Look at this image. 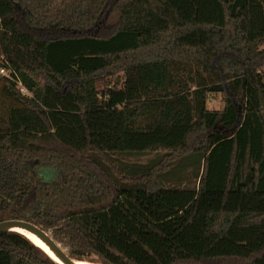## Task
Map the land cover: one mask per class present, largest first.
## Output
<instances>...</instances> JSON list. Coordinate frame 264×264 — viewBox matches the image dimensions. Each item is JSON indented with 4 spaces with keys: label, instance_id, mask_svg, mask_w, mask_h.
<instances>
[{
    "label": "trees",
    "instance_id": "obj_1",
    "mask_svg": "<svg viewBox=\"0 0 264 264\" xmlns=\"http://www.w3.org/2000/svg\"><path fill=\"white\" fill-rule=\"evenodd\" d=\"M10 219L89 262L264 264V0H0ZM0 264L59 263L8 232Z\"/></svg>",
    "mask_w": 264,
    "mask_h": 264
},
{
    "label": "rangeland",
    "instance_id": "obj_2",
    "mask_svg": "<svg viewBox=\"0 0 264 264\" xmlns=\"http://www.w3.org/2000/svg\"><path fill=\"white\" fill-rule=\"evenodd\" d=\"M123 73L120 74V76ZM208 107L211 109H223L224 101L223 97L220 94L210 95ZM158 153H147V154H140V155H123L121 156L122 162H127L129 164L134 165H146L152 164L158 160ZM115 156L113 159L114 163H117L119 159ZM170 180L164 179L160 184L165 189L172 190V189H179L182 191H189L192 190L198 191L200 185V178L196 176L195 171L193 168H186V169H178L175 175H172ZM131 182V181H128ZM68 251V249H66ZM69 252V251H68Z\"/></svg>",
    "mask_w": 264,
    "mask_h": 264
},
{
    "label": "water",
    "instance_id": "obj_3",
    "mask_svg": "<svg viewBox=\"0 0 264 264\" xmlns=\"http://www.w3.org/2000/svg\"><path fill=\"white\" fill-rule=\"evenodd\" d=\"M15 228H24L28 232L36 236L52 252V254L55 256L56 259L52 255H50V253L46 249H44L41 245L33 241L26 234L16 231ZM8 232H19L25 235L31 241H33L35 244H37L43 250H45L59 264H77L79 260L72 257L71 253L68 252L66 248L62 246V244L58 243L54 239L50 231L45 230L44 228L33 222L27 220H20V219H10V220L0 221V236Z\"/></svg>",
    "mask_w": 264,
    "mask_h": 264
},
{
    "label": "bare ground",
    "instance_id": "obj_4",
    "mask_svg": "<svg viewBox=\"0 0 264 264\" xmlns=\"http://www.w3.org/2000/svg\"><path fill=\"white\" fill-rule=\"evenodd\" d=\"M16 231L22 232L24 234H26L28 237H30L33 241L37 242L39 245H41L44 249H46L50 255H52L54 258L55 256L52 254V252L33 234H31L30 232H28L26 229L24 228H15ZM56 259V258H55ZM77 264H101V263H95V262H89V261H85V260H78Z\"/></svg>",
    "mask_w": 264,
    "mask_h": 264
},
{
    "label": "built area",
    "instance_id": "obj_5",
    "mask_svg": "<svg viewBox=\"0 0 264 264\" xmlns=\"http://www.w3.org/2000/svg\"><path fill=\"white\" fill-rule=\"evenodd\" d=\"M1 73H5V71L2 69V70H1ZM24 91L26 92V90H24Z\"/></svg>",
    "mask_w": 264,
    "mask_h": 264
}]
</instances>
